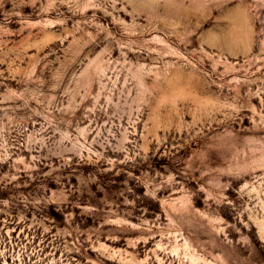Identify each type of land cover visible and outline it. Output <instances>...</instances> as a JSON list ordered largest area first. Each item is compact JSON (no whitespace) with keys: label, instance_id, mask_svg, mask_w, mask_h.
<instances>
[{"label":"rangeland","instance_id":"obj_1","mask_svg":"<svg viewBox=\"0 0 264 264\" xmlns=\"http://www.w3.org/2000/svg\"><path fill=\"white\" fill-rule=\"evenodd\" d=\"M0 264H264V0H0Z\"/></svg>","mask_w":264,"mask_h":264}]
</instances>
